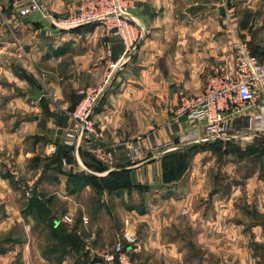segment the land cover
<instances>
[{
    "label": "crops",
    "instance_id": "obj_1",
    "mask_svg": "<svg viewBox=\"0 0 264 264\" xmlns=\"http://www.w3.org/2000/svg\"><path fill=\"white\" fill-rule=\"evenodd\" d=\"M32 1H38L43 10L20 15V9ZM85 1L0 0V106L7 110L15 107L11 119L16 122L20 118L12 127L8 122L3 125L0 118V138L9 139V145L14 147H10L11 156L21 166L29 169L27 160L41 161L30 168L41 175L37 182L45 172L57 183L63 182L65 188L70 186V193L60 195L69 201L71 212L79 201L74 186L80 183L81 187L85 186V192L91 189L83 177L77 180L70 176L78 175L77 172L102 177L111 171L127 169L132 187L159 190L169 185L163 182V157L176 148L213 140H205L202 125L178 115L181 94L198 95L206 89L212 76L220 72L234 73L235 49L240 44H247L253 54L264 59V38L259 36L263 40L258 42L255 52L252 42L256 37L246 32L247 23L238 16L233 17L231 5L227 7L225 3L220 6L225 11L222 19L216 18L213 5V17L193 18L192 28L180 33L181 20L175 14L177 0L139 1L130 11L133 21L129 30L131 40L144 36L134 42L133 50L125 56L128 48L125 40L110 33L104 25L64 29L57 23ZM106 76L110 80L95 109L94 119L104 136L98 144L114 150V160L111 164L102 163L84 152L77 162L63 143L72 125L69 112L80 101L81 88L100 85ZM36 87L42 92L37 101L31 99ZM237 124L246 126V118L242 117ZM130 141L141 147L139 158L130 154L127 145ZM52 145L57 146L58 155L48 154ZM49 158L60 162L59 171L47 172L50 166L44 160ZM1 179V184L7 187L8 179ZM256 180L259 186H264L263 178ZM116 193L114 190L103 197H113ZM124 193L127 196V190ZM24 213L22 208L16 209L15 215L8 213L0 217V234L8 231L16 220L22 222ZM26 217L30 222L25 228L30 234L35 227L34 217ZM148 217L150 213L146 211L137 220ZM161 217L165 219L164 224L147 221L148 232L141 234L142 241L132 246L131 255L144 253L146 264L158 259L160 264H193L182 243L164 236L169 215ZM36 246L31 239L16 248L27 255L26 251H33ZM64 253L59 264H75L71 254ZM0 259L5 261V256ZM26 264L35 263L33 259H26ZM241 264L250 263L247 258H241Z\"/></svg>",
    "mask_w": 264,
    "mask_h": 264
},
{
    "label": "rangeland",
    "instance_id": "obj_2",
    "mask_svg": "<svg viewBox=\"0 0 264 264\" xmlns=\"http://www.w3.org/2000/svg\"><path fill=\"white\" fill-rule=\"evenodd\" d=\"M177 2L175 14L181 20L180 33L192 28L193 18L213 17V5L217 10L214 11L216 18L222 19L225 11L220 6L225 3L227 7L231 5L233 17L238 16L247 23L246 32L256 37L252 42L255 52L258 42L263 40L260 37L264 38V0ZM40 82L43 84L42 80ZM14 112L15 107L7 110L0 106L3 125L8 122L12 127L19 121L20 118L16 122L11 119ZM239 129L243 132L236 139H213L211 146H201L197 150L192 146L174 149L169 155H175L167 159L163 171V182L169 185L159 190L146 186L120 187L115 178L125 183L126 174H105L106 181L89 177L91 189L88 192L80 183L73 188L77 190L75 195L79 201L72 212L67 198L60 195L70 193V186L65 188L63 182L57 183L45 172L37 182L38 171L32 172L30 168L41 161L27 160L29 169L21 166L11 156L14 147L9 145V139L1 137L0 180L8 179V188L0 182V217L8 213L15 215V210L22 208L25 213L22 222L16 220V224L0 234V257L5 256V261L0 259V262L26 264V259H33L35 264H59L65 251L64 254H71L75 264H108L106 254L113 250L124 231L135 230L137 234L133 233L138 241H142L141 234L148 232V220L160 225L165 221L161 216L169 215L168 231L164 236L182 243L193 264H241V258H247L250 264H264V186H259L256 180L264 179V138L249 132L244 125ZM259 151L263 154L257 156ZM44 162L50 166L49 174L59 171L60 162L56 158ZM82 172L88 174L85 171L77 173L83 175ZM28 183L35 185L30 187ZM114 190L118 191L115 196L103 197ZM146 211L150 217L137 220L139 214ZM27 215L34 217L35 227L30 234L25 228L30 222ZM55 219L64 227L67 236L51 226ZM72 235L76 237L75 245L70 241L74 239ZM68 236L70 239L64 244L62 241ZM31 239L37 244L33 251L28 249L25 255V251L17 250L16 247ZM131 256L146 264L144 253ZM159 261L152 264H160Z\"/></svg>",
    "mask_w": 264,
    "mask_h": 264
},
{
    "label": "built area",
    "instance_id": "obj_3",
    "mask_svg": "<svg viewBox=\"0 0 264 264\" xmlns=\"http://www.w3.org/2000/svg\"><path fill=\"white\" fill-rule=\"evenodd\" d=\"M139 1L86 0L78 10L56 21L64 29L89 24L104 25L110 33L125 40L128 45L125 56H129L134 42L144 36L132 37L131 40L129 30L133 21L130 11ZM40 10H43L42 5L32 1L19 13L25 16ZM108 79L109 76L100 85L81 88V99L69 112L72 125L67 129L63 143L78 162L84 152L102 163L111 164L114 160V150L98 144L104 140V136L94 119L95 109L109 83ZM177 113L185 116L190 123L202 125L205 140L238 138L241 131L237 123L242 117L247 120L245 127L249 132L264 134V60L253 54L247 44H240L235 49V72H220L212 76L206 89L198 95L183 92ZM127 145L134 158L141 156V147L131 141ZM57 152V146L52 145L48 154L56 155ZM137 243L138 237L133 232H123L113 250L106 254L107 263L143 264L131 256V248Z\"/></svg>",
    "mask_w": 264,
    "mask_h": 264
},
{
    "label": "trees",
    "instance_id": "obj_4",
    "mask_svg": "<svg viewBox=\"0 0 264 264\" xmlns=\"http://www.w3.org/2000/svg\"><path fill=\"white\" fill-rule=\"evenodd\" d=\"M254 53V52H253ZM264 138V136L263 137H261V139H263ZM213 143H196V144H194V145H192V147L191 148H193L194 150H197L199 147H201V146H211ZM263 151H259L258 153H257V156H259V155H262L263 153H262ZM170 154V153H169ZM169 154H167V155H165L163 158V162H164V169H165V166H166V161H167V159H169L170 157H172V156H174L175 154H172V155H169ZM104 167H102V169H103ZM109 175L108 176H111V175H118V174H126L127 175V178H126V182L125 183H122L121 182V180H119V179H117V178H115V180H117V183H118V185L120 186V187H132V185H131V183H130V174H129V171L127 170V169H123V170H119V171H111V172H109L108 173ZM164 175H165V178H166V171H165V173H164ZM71 177H74L75 179H77V178H79L80 179V177H83L87 182H89V177L90 178H95V179H101V180H108L107 179V176H102V177H98V176H95V175H84V173H83V175H70ZM79 179H77V180H79ZM119 187V188H120ZM51 226H53V228H54V230H61L62 232H63V234L64 235H66L65 234V229H64V227L61 225V223H57L56 222V220H52V222H51ZM70 236H71V234H69ZM67 236V235H66ZM70 236H68L65 240H63L62 242L65 244L66 242H68V240L70 239ZM72 236H74V235H72ZM70 241H74L72 244L73 245H75V243H76V237L74 236V239H70ZM73 248H75V247H73Z\"/></svg>",
    "mask_w": 264,
    "mask_h": 264
},
{
    "label": "water",
    "instance_id": "obj_5",
    "mask_svg": "<svg viewBox=\"0 0 264 264\" xmlns=\"http://www.w3.org/2000/svg\"><path fill=\"white\" fill-rule=\"evenodd\" d=\"M41 94H42L41 89H39L38 87H36L35 88V95H33L31 97V99L37 101L41 97Z\"/></svg>",
    "mask_w": 264,
    "mask_h": 264
}]
</instances>
